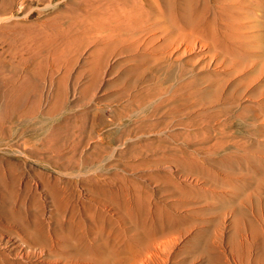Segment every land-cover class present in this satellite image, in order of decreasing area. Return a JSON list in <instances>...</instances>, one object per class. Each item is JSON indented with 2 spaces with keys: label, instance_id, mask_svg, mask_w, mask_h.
Wrapping results in <instances>:
<instances>
[{
  "label": "rangeland",
  "instance_id": "374dc122",
  "mask_svg": "<svg viewBox=\"0 0 264 264\" xmlns=\"http://www.w3.org/2000/svg\"><path fill=\"white\" fill-rule=\"evenodd\" d=\"M128 3L158 15L154 0H0V264H264V15L219 2L241 52L225 81L247 82L230 102L151 112L121 83ZM68 224L101 252L62 247Z\"/></svg>",
  "mask_w": 264,
  "mask_h": 264
},
{
  "label": "bare ground",
  "instance_id": "6f19581e",
  "mask_svg": "<svg viewBox=\"0 0 264 264\" xmlns=\"http://www.w3.org/2000/svg\"><path fill=\"white\" fill-rule=\"evenodd\" d=\"M214 1L215 6L212 8L211 0H154L158 9L156 16H151V13L138 3L131 5L128 3V6L124 5L119 8L116 42L120 53L133 52L131 57L120 59L118 62L124 67L122 78L126 82L121 83L135 89L134 104L140 110L149 109L153 112V110L159 111L162 108L171 109L181 103H185L184 110H188L191 104H197L195 101L200 100L201 102L202 99L213 101L222 99L227 103L247 83L225 81L227 76L232 75L233 69L230 71L229 68L238 53L233 52L232 46L238 42L232 36L228 38V44L224 42L220 19L225 15V8L219 5L221 0ZM234 1L241 7L255 8L264 15V0ZM223 53H228L230 56ZM205 54L211 60H215L218 55L220 62L222 61L227 69L223 71L225 73L211 69L202 71L198 69L203 64L199 56ZM238 60L241 61L239 57ZM166 88H168L167 91ZM215 115L216 113L212 114V116ZM220 126L226 127L217 125V128ZM200 127L203 130L207 129L204 125ZM138 202L140 201L137 200L136 203ZM130 209L127 207L128 212H133ZM68 226L69 231L61 234L62 247H69L74 252H77L79 247L82 250L92 249L94 251H99L100 246L102 248L103 243L100 242V246L96 249L89 248L91 246L85 242L83 235L73 233L71 225L68 224ZM111 249L109 252L115 250L113 247Z\"/></svg>",
  "mask_w": 264,
  "mask_h": 264
}]
</instances>
